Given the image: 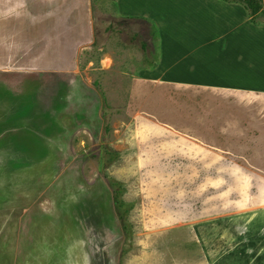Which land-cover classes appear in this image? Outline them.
<instances>
[{
    "label": "rangeland",
    "instance_id": "374dc122",
    "mask_svg": "<svg viewBox=\"0 0 264 264\" xmlns=\"http://www.w3.org/2000/svg\"><path fill=\"white\" fill-rule=\"evenodd\" d=\"M89 1V39L72 45L71 92L50 68L0 72V264H264V117L255 115V132L238 125L227 140L209 128L192 133L216 149H181V133L165 129L193 126L198 100L178 109L183 95L134 87L135 65H154L161 45L167 63L212 36L208 25L230 37L240 18L220 5L242 4L134 0L123 18L114 0ZM234 74L221 78L234 84Z\"/></svg>",
    "mask_w": 264,
    "mask_h": 264
},
{
    "label": "crops",
    "instance_id": "0c3cea01",
    "mask_svg": "<svg viewBox=\"0 0 264 264\" xmlns=\"http://www.w3.org/2000/svg\"><path fill=\"white\" fill-rule=\"evenodd\" d=\"M126 1L129 3L127 4ZM126 1L114 0L116 9L123 18L132 15L130 7L134 4V0ZM89 3V0H0V72L21 68L34 70L37 76H40L46 73L43 68H50L47 72L54 75L52 78L56 80L55 83H64L71 92L73 80L70 73L73 70L69 68L74 67L76 61L73 59L74 54H71L75 51L72 45L81 39L84 41L89 39L91 20L88 13ZM220 6L236 12L240 18L239 22L232 26L231 31L236 32L230 37L228 30L215 31L213 28L216 24L208 25L204 32H213V35L201 34L205 38L197 42L193 41V44L185 47L183 54L177 59L165 63L164 60L170 57V47L163 51L161 45L154 65L146 69L140 68L142 70L135 65L136 92L149 94L146 87L153 85V88H157L166 96L183 95L182 100L178 101V109L183 108L180 107L181 103L186 106L187 101L198 100L196 103L200 113L192 114L193 126L179 124L177 128L170 125L165 129L170 133H181L180 140L184 142V145H180L181 149L191 147L195 152L201 151V153L203 150L209 151L206 147L216 149L213 143L203 144V140L196 138L192 133L196 131L195 133L199 135L209 128L218 133L223 140H227L230 134L237 132L238 125H243L245 129L243 133L255 132V115L264 117V19L259 18L260 16L256 17L260 12L256 13L253 20L261 25H255L239 4L228 3ZM195 16L197 22H201L207 14L200 13ZM146 18L134 17L136 20H146ZM168 26L172 27L171 24ZM176 35L173 31L172 36L175 38ZM156 36V45H158L162 38L158 29ZM180 43L176 39L171 41V44L178 47L183 46L181 41ZM199 50L201 52L197 53ZM203 53L211 54L209 57L205 55L199 58ZM192 56L198 62L191 70L188 69L191 64L172 67L177 61L187 63L188 58ZM200 59L209 61L200 63ZM101 61L102 58L99 60V69L103 68ZM219 62L229 63L227 68L224 67L221 72H217L220 74L217 79L216 75L213 76L215 70L212 69L215 68V64H220ZM238 63L243 67L240 71L237 70ZM232 73H235L236 83L222 80L221 77ZM68 74L70 75L67 76ZM23 76L28 78L27 75ZM10 79L12 77L3 82L8 83ZM257 104H260V107L257 108ZM8 110L7 113H10V106ZM171 110L176 109L170 106L168 111ZM259 122L264 125V119ZM156 123L152 124L154 128L160 126L157 119ZM261 129L263 131L260 130V147L264 148V128ZM184 130L191 134H183ZM232 141L235 140H230ZM248 142H251V139ZM237 146L250 148L252 144L239 143Z\"/></svg>",
    "mask_w": 264,
    "mask_h": 264
},
{
    "label": "trees",
    "instance_id": "16d2710c",
    "mask_svg": "<svg viewBox=\"0 0 264 264\" xmlns=\"http://www.w3.org/2000/svg\"><path fill=\"white\" fill-rule=\"evenodd\" d=\"M223 1H227V2L234 1L242 4L243 8L247 11V14L249 15L251 20L255 17L256 13L262 12V10H264L261 8L260 0H223ZM113 203L114 206L118 209L120 208V206H122L121 201L117 198L116 194L113 195ZM122 211H125V209H123ZM118 216L120 217V214Z\"/></svg>",
    "mask_w": 264,
    "mask_h": 264
}]
</instances>
